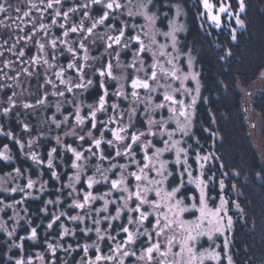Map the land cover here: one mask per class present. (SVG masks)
Wrapping results in <instances>:
<instances>
[{
	"label": "flooded vegetation",
	"instance_id": "af4514ba",
	"mask_svg": "<svg viewBox=\"0 0 264 264\" xmlns=\"http://www.w3.org/2000/svg\"><path fill=\"white\" fill-rule=\"evenodd\" d=\"M110 2L114 4L112 9L106 7ZM209 2L214 5L212 14H218L221 17L219 27L208 18L207 10L203 6V0H151V2H149V0H101L100 3L96 4H94L92 0H60L59 3H56L55 0H32V3H34L36 7H32V3H20L18 5L19 11L12 12L11 20L5 15H0V19H5L6 24L11 25L15 23L20 25L19 27L0 26V131L8 130L15 135H24L27 138L33 137L32 133H27L31 127L21 119L16 120L17 115L28 117V115H31V113L37 108L42 115L43 122L41 123V126H43L44 129L43 142L45 143V166L47 169H50V176L54 182L53 187L45 188L46 190L54 191L52 196H46V198L56 201L59 197V202L57 203L47 204V201L45 202L46 205L56 206L53 211L54 215L52 216V220L55 215H59L62 212L67 213V215L61 216L60 220L56 221L60 225V227L57 228L60 240L67 236L62 234L63 227L74 229L75 222L69 220L68 216L77 214L82 215L87 211V209L69 208V205L72 204V200L75 197L68 196L67 194L71 190H65L63 186L68 180L69 172L74 170L71 166L72 161L74 160V155L67 150L66 146L71 145L72 147L78 148L80 151H85L89 147H93L94 151L103 150L105 155H115L114 148L108 147L106 143L101 145V149H96L91 145L90 138L85 137L88 142H82L76 137L64 135V133L69 131L72 125L76 124L73 104L82 106L81 115L87 116L89 110L86 105L97 103L99 96L103 95V88L99 86L100 73L97 69H101L104 64L108 62V59H111L114 65L113 75L120 77L121 69L115 67L117 52L120 53L119 62L121 64L124 65L126 63V65H128L135 63L136 69L142 70L137 71L128 69V73L123 74L130 77L125 83V90L128 93L127 100L122 97L111 95L118 89L119 82L112 80L110 77L105 78L104 86L108 88L110 94L107 98L108 111L107 113H98L97 121H104L107 119L108 114L116 112L117 119L127 122L128 110L132 107H136L137 113L135 115V124L129 129V133L137 130L139 132H144L145 136L141 138L142 141L150 140L152 144L155 145V148H163L164 137L167 135L166 129H172L174 125L176 126L177 120H184V118L189 115L190 110L191 112L194 111L192 132L187 136V141H185L190 155L185 158V161L191 165L192 172L203 173L202 177L207 182L206 194L209 198L215 200L217 197L219 198L223 196L226 199V202L228 198L229 208L232 209L230 197L231 188L229 187L231 185L230 183H227L230 173L224 169L223 164L220 162V154L216 150L218 134L216 131L208 128V125L199 126L197 124V116L200 112L199 106L202 100L201 96L204 92V87L206 88V91L208 90L205 85L204 64L208 63L209 57L213 59L214 56L219 59H224V57L227 56L231 59L228 31L231 26L228 24L231 23L232 20H235L234 16L230 18V14H238L239 12L231 8L229 0H209ZM9 3L17 4L18 0H9ZM49 3L52 4V7H48ZM116 4H119L120 7H115ZM175 4H179L185 12L186 24L185 30L177 34L175 46H173L171 37L166 36L165 33L168 32L166 28H168L169 25V18L174 13L173 8ZM221 4L229 8V11L220 13L219 8ZM145 8H148L149 13L151 11L156 13L153 25L150 23V20L146 19V16L143 13ZM70 9H73V11H70ZM57 11H59L61 15L57 16ZM23 12H28L29 15L23 16ZM105 12L109 14L108 19L103 25H101L97 22ZM64 13H67V16L63 15ZM129 13H131V15H129ZM33 20H35V23L32 22ZM41 24L47 25L48 27L41 28ZM93 24H96V27L93 28L91 33L87 32L86 29L91 28ZM61 25H63V27H61ZM78 25H83V27L79 28L78 31L74 33L70 31V28ZM113 25H115V27H113ZM132 25H135V27H132ZM155 26L156 29L153 34L152 31ZM120 29H123L125 33L121 40V44L116 45L113 43L112 47L108 48L107 52H105L107 45L112 43L108 38L118 36ZM156 30L158 31L157 34ZM65 31H69L67 37L63 35ZM97 35L102 37V39H96ZM137 35L145 45L146 50L144 52L137 51L140 41L129 39V37H135ZM28 37L32 38L31 41L27 39ZM53 39L57 40V47L55 49H53L50 44V41ZM62 40L71 41L72 43L71 45L68 43L64 44L60 42ZM93 41H95V43H93ZM80 42L85 44L87 54L90 57L87 61L83 59L85 49L79 47ZM124 43H128L130 47L124 49ZM40 44L45 45L43 50H39ZM68 46H72L77 50L78 54L75 56V60L78 66L84 70L83 80H93V86L87 91L82 92L80 89L74 87L76 83H81L83 80L77 79L81 73L75 68H67V64L74 59L73 54L67 51ZM221 50L222 52L219 53ZM21 52H24L25 54L21 56ZM101 53H104L101 60L96 61L91 59V57L100 56ZM108 53H111L110 57L108 56ZM133 54H135V60L133 59ZM37 56L42 58L39 63L33 59ZM190 58H194L195 60L200 79L199 94H196V96L193 87V78L189 75L190 68L188 61ZM44 59L51 63L53 67L48 68L47 64L43 62ZM141 61H143V64H141ZM153 65H155V67H152ZM62 68L63 78L69 81L67 85L60 83V77L56 75V73L60 72ZM25 69H27V71H25ZM93 72H95V75H93ZM152 72L156 73L155 79H152ZM172 72H175L176 75L173 76ZM136 76H139L142 80L147 79L150 84V89H137L139 92L138 99H134L131 95V78H135ZM185 77H187V79H185ZM47 80H51L52 83L48 84L46 82ZM69 87L72 89L70 92L66 91V88ZM61 92L64 93L63 96L53 95V93ZM166 94L171 95L173 99H165ZM149 96L152 100L148 99ZM194 96L196 97V103L193 105L192 98ZM76 97H79V99H76ZM10 98L12 103H9ZM38 100H45L46 103L44 105L38 104ZM61 100H63V103L61 104V107L64 110L63 115L55 111L56 102ZM66 100L70 101V103H65ZM181 101L183 103H180ZM112 103H118L120 108L113 109L111 107ZM151 103L154 105L153 109L148 108V104ZM25 104L32 105L33 107L24 108L23 105ZM158 104L163 105V107L157 108L156 105ZM6 108L11 109L7 114L4 112V109ZM172 109H175L176 111H172ZM120 111H124L125 113L122 118L119 117ZM70 113L73 114L69 115ZM54 115L57 121L62 120L63 116H69V119L67 123H63L57 127L56 122L52 119ZM149 119L154 121L151 125V132L155 133V135L149 134V125L147 123ZM7 121H9V124L11 121L13 123L19 122L20 127L26 134H16L14 131L15 129L6 125ZM25 124H27V128L24 127ZM120 126L122 125L120 124ZM82 127L85 129H91L97 136H99V131L97 130L100 128L99 123L97 124V129H94L91 127L89 119L86 120ZM110 127L115 128L117 125L114 122ZM77 131H79V129H77ZM161 133H163V135H161ZM104 134L107 139H114L111 132L107 129H104ZM57 136L63 138L62 144L57 143ZM6 138L7 137L0 136V146L7 145L9 138ZM17 140L19 141V138ZM35 142L33 143L34 145H36ZM134 147L137 148V159H140L144 155L143 152L139 151V147H142V145H134ZM53 148L57 149L55 153H52V157H54L53 164L55 166L49 168L47 160L49 158V153ZM155 148L150 147L148 155H153ZM211 152H214L215 155ZM16 154L19 153L16 151ZM35 154L39 157V160L31 161L30 163L33 170L36 171L37 165L41 164L39 161H43V159L40 157L38 149H36ZM87 154L88 153L85 151V155ZM209 154H212V159L208 162L196 159L197 155L203 157ZM61 158L64 160L63 164L60 163ZM13 159L12 161H9L0 157V161L7 165L13 162ZM92 160L94 163L96 157H93ZM119 162L125 163L126 158L120 159ZM201 163L204 164L203 169L200 168ZM14 169L17 170L18 168L16 167ZM131 170L134 171L135 166H133ZM53 171L60 174L59 180L51 175ZM21 174L24 175L22 171ZM24 176L29 177L30 175L25 174ZM110 176L112 175L110 174ZM22 179L28 183L26 177L22 176L20 178V187H13L18 190L13 192L11 191L13 188H10L9 193L21 195V197L19 196L17 198V201L33 198L36 205H39V200L42 196L39 189L40 187L28 189L27 183L23 184ZM29 179L33 181L38 180V178L32 176H30ZM62 180H64L63 183H61ZM220 181H223L224 183L223 189L220 188ZM233 185L234 184H232V187L236 189ZM77 187L85 190L88 189L86 182H84L83 185L78 184ZM190 188L193 190L194 195H197L196 189L193 186H190ZM19 189H24V191H20ZM107 189L108 185L101 184L95 185L92 189H88V191H92L96 194L98 192L107 191ZM29 193H31V195H29ZM99 202L100 201L98 200L92 204V209L94 206L97 207ZM21 206L15 207L18 212H20ZM62 207H66V209L62 210ZM49 214L51 213L49 212ZM22 216L23 214H21V218ZM93 217L94 213L92 214L91 219ZM52 220L46 224L48 225ZM89 221L90 218L87 219V224L84 225L85 228L88 226H93V229L95 227H100L101 229L107 228L108 222L106 221L98 226L95 224L91 225ZM112 223L115 225L116 221H113ZM8 224L7 219V231L2 230L5 234L10 231V226ZM38 224L43 231L45 227L42 228L40 221ZM61 225H63V227H61ZM54 226L55 224H53L51 229L47 227L45 234L49 235V238L54 237L53 235H50ZM34 228L37 229V227ZM93 233L96 235L94 231L92 234ZM26 236L25 238H29L31 237V234ZM114 236L117 235L115 234ZM43 238V236L41 237V235H37L36 240L42 241L43 244ZM123 238L124 234L121 233L120 237H117L115 243H119ZM105 239H107V237H105ZM103 241H100V243L96 241L90 242L88 245H92V247L89 248L87 253L82 251V258L84 259L77 264H86L88 258L94 260L95 256L100 253L103 255H109V246L115 247V243L107 239L106 242H108V245H106ZM97 243L100 247V253H97L96 247L94 246ZM48 244L57 246L59 243L51 242ZM45 246L48 249V245L46 244ZM13 247L21 248L22 240L14 242ZM63 248V246L59 245L56 252L63 250ZM73 249L74 247H72L70 251L75 250ZM135 250L137 251V256H139L140 253L138 247ZM174 250L178 251V249ZM48 252L52 256L56 254V252L53 254L49 249ZM45 255L44 248L35 252L34 256L37 258V261L34 264H47ZM41 257H43V259H41ZM20 259L23 258L21 257ZM33 260V258L29 257L26 260V264L32 263ZM132 262L133 259L129 258L128 261H126V264H131ZM55 264L62 263H58L56 260ZM101 264H105V262H101ZM107 264H111V262H107Z\"/></svg>",
	"mask_w": 264,
	"mask_h": 264
},
{
	"label": "snow or ice",
	"instance_id": "6c2138e0",
	"mask_svg": "<svg viewBox=\"0 0 264 264\" xmlns=\"http://www.w3.org/2000/svg\"><path fill=\"white\" fill-rule=\"evenodd\" d=\"M56 3H59L60 0H55ZM94 4L100 3L101 0H92ZM151 2V0H149ZM238 11L239 13H243L245 11V2L244 0H237ZM203 6L207 10L208 18L213 21L218 27L220 25L221 17L218 14H212L214 5L209 2V0H203ZM48 7H52V4L49 3ZM86 7V6H85ZM108 9H112L114 7L113 3H108L106 5ZM115 7H120L119 4H116ZM4 11L2 7H0V12ZM19 11V10H18ZM73 11V9H70ZM229 8L225 7L221 4L219 8L220 13L228 12ZM29 13L25 12V16H28ZM57 16L61 15L59 11L56 13ZM63 15L67 16V13ZM108 13L105 12L99 19L97 23L103 25L105 21L108 19ZM131 15V13H129ZM234 16L236 24L241 27L244 26V21L240 19L239 15L236 13H231L230 18ZM149 19H152L149 17ZM55 23V22H54ZM41 28H45L44 24L40 25ZM63 27V25H61ZM83 27V25H79L76 27L70 28L71 32H77L79 28ZM96 27V24H93L91 28H87L86 31L91 33L93 28ZM115 27V25H113ZM135 27V25H132ZM175 27L172 32L165 33L166 36H171L173 41V46H175L176 36H175ZM233 34L231 36L232 40H236L237 37L235 35V29L232 30ZM69 31H65L63 35L67 37ZM124 30H119V35L115 37H109L108 39L112 41L107 45V48H111L112 44L120 45L121 40L124 37ZM31 41V37L27 38ZM130 40L140 41L138 52H144L146 50L145 45L140 40V37L137 35L135 37H129ZM61 43L67 44V40L60 41ZM95 43V41H93ZM51 47L55 49L57 47V40L53 39L50 41ZM45 47L44 44L39 45V50H43ZM79 47L85 49V55L83 59L87 61L90 57L87 54V49L85 48V44L83 42L79 43ZM130 45L128 43L123 44L124 49H128ZM163 47V46H162ZM67 51L73 54L74 59L72 62L67 64V68H75L78 72L81 73L78 80H83L84 70L81 69L76 60L75 56L78 54L77 50L68 46ZM107 52V51H105ZM25 53L21 52L20 55L23 56ZM102 57L104 53H101ZM108 56H111V53H108ZM120 53H116V68H120L121 71H125L127 69H133L140 71L142 69H136V64L131 63L128 65H123L119 62ZM135 54H133V59L135 60ZM37 63L41 61V57L37 56L33 58ZM91 59H95V57H91ZM44 63L48 61L46 59L43 60ZM143 64V61H141ZM191 59H189V67H191ZM53 67V65H52ZM152 67H155L153 65ZM114 65L111 59H108V62L104 64L101 69H97L100 73L99 77V86L103 88V95H100L97 103L94 105H86L88 108L87 116L81 115L82 106L73 104L75 109L74 115L76 122L84 125L86 120L90 119L91 127L97 129V124L99 123L100 128L97 130L99 133L104 134V129H107L111 132L113 138L117 141V145L123 144V151L121 152L119 146H112L111 141H107L106 144L108 147L114 148L115 155L111 154L105 155L104 151H100V156L103 159H111L112 170L103 175L102 179H97L95 175H83L86 176V184L88 189H92L95 185H108V190L104 192H98L94 194L92 191H85L82 188L77 189V185L82 180V175L78 173H73L70 177H68L67 188L71 189L68 192V196L75 197L72 200V204L69 205V208H79V209H87L84 215H72L68 216L69 220L72 221H85L91 218L92 214L95 213L96 218L92 219V223L95 225H100L103 221H107V228L101 229L100 227L93 228H84L82 231L84 232H95L98 241H103L105 237L108 240L115 241L117 240V236L120 233L124 234V238L120 240L119 243H115V247L109 246V255H103L100 253V247L97 243L94 245L96 247L97 254L95 259L88 258L86 260V264H101V262H111V264H126L129 258H134L133 264H203L205 255H208L209 258L216 260L219 264L221 259L220 253L218 252H208L206 250L205 253H200L198 256L194 244L199 239V237L203 235H207L211 238L213 231L223 233L225 231V226L223 224L215 229L205 230L202 227V224L206 218V216L211 215L213 220H209L208 223L212 224L216 222V218L220 217L223 219L224 217L220 216L221 210L227 211L224 209V205L227 203L223 197H221V206L220 208L215 209V211H207V204L205 203V187L201 186L205 182L201 180H197V186L200 187V197L201 207L199 209L201 215L195 221H187L183 219V215L186 212H190V208L186 206L181 198L178 197V194H181V188L183 187V183L181 182L180 186L174 187L176 184V177L169 170V161L161 159L162 155L165 152L171 150L172 147L176 148V160L175 163L179 164L181 160V154L185 153L186 150L183 148L176 147L179 144V141H173L171 147L169 146L168 141H164L165 146L163 148H155V145L152 144L150 140L142 141V137L145 136L144 132H139L138 130L135 132L129 133V129L132 128L135 124V115L137 113V108L132 107L128 110V124L127 126H120V119H117V113L114 112L112 116L107 121H97L98 113H105L108 111V97L109 90L105 87V78H111L114 81L119 82L118 89L112 93L111 95L122 97L123 99H128V93L125 90V83L130 78L129 76L122 75L120 77H116L113 75ZM27 71V69H25ZM56 75L60 77V83L67 85L69 83L68 80L63 78V68L60 72H57ZM95 75V72H93ZM152 79H155L156 73L152 72ZM172 75L175 76L176 73L172 72ZM193 79L196 78V75L193 73H189ZM187 79V77H185ZM48 84H51V80L46 81ZM93 86V80H83L81 83H76L74 85L75 88L80 89L82 92L87 91L90 87ZM131 87L132 92L131 95L134 99H138L139 92L137 89H150V84L147 79H140L139 76L135 78H131ZM66 91H72V89L66 88ZM197 94H199V83H197L196 88ZM53 95L63 96L64 93H53ZM148 99H151L149 96ZM165 99L172 100L173 97L171 95L165 96ZM9 103H12L11 98L9 99ZM46 103L45 100H38V104L44 105ZM65 103H70V101H65ZM180 103H183L182 101ZM193 105L196 103V97L192 98ZM24 108H31L32 105L25 104ZM111 107L113 109H119L120 105L118 103H112ZM157 108H162L163 105H156ZM98 109V111H97ZM11 111L10 108L4 109L5 114ZM55 111L57 113H61L63 115L62 107H55ZM172 111H176L172 109ZM70 113L69 115H72ZM124 111L119 112V117L124 116ZM53 121L57 122V126H60L64 122L68 121L69 116H63L62 120L57 121L55 115L52 117ZM116 123L117 127H106V125H112ZM149 125V134L155 135V133L151 132V125L154 123L152 119L147 121ZM177 124L180 125V130L184 132L185 125H181L180 121L177 120ZM27 128V124L24 125ZM186 134V133H185ZM7 135V133H6ZM163 135V133H161ZM167 135L169 138L172 137L173 133L168 132ZM79 140L82 142H88L85 139V136H80ZM91 145H93L96 149H101V145L105 143L102 139L90 140ZM142 145L139 147V151L143 152L144 155L137 159V148L134 147ZM23 145H21V148ZM67 150L72 152L74 155V160L72 167L78 168L79 165L76 163L78 161L83 160L85 157V151L95 153L93 147H89L85 151H80L76 147H72L71 145H67ZM155 148V152L153 155H148L149 149ZM8 148L7 145L4 146V151H0V157H3L4 160H8L10 157L6 155ZM57 149L53 148L49 153V158L47 160L49 168H53L55 165L53 164L52 153H55ZM126 158L125 163H120V159ZM32 159L34 161L39 160V157L33 153ZM197 160H201L204 162H208L212 159V154L207 156H199L196 157ZM43 163V161H39ZM135 166V170H131L132 167ZM200 168H204V164H200ZM19 174L20 170H16ZM111 175H115L116 178L112 179ZM203 174V173H202ZM53 177L57 180L60 179V174L56 171L51 173ZM181 176L183 173L180 174ZM34 181L29 179L27 183V188L31 189L34 187ZM220 188H224L223 181H220ZM18 189L13 188L11 191L15 192ZM20 191H24V189H19ZM40 191L44 192L45 188L42 184L40 187ZM80 192H83L82 200L79 199ZM118 194V195H116ZM31 195V193H29ZM102 201V207H98L92 209L91 205L96 201ZM59 202V197L56 201L48 200L47 204H54ZM16 203H20L16 201ZM114 206V215L109 211V207ZM11 207V205H4V208ZM237 208L238 205H236ZM4 208H0V212L4 211ZM196 204L193 203L191 205V209H195ZM43 211H47V208L43 209ZM102 213H108V215H101ZM192 215H195L194 212H191ZM67 215L66 212H62L59 215H55L52 222L47 225L49 229L53 227V224L60 220L61 216ZM113 221H124L120 223L118 226L113 225ZM233 226V220L231 216L227 217V228L230 229ZM63 227V225H61ZM0 228H4L7 231L5 224L0 223ZM113 230L117 232V236H112L109 233V230ZM63 235H75V229H68L67 227H63ZM7 235L9 237L14 236V232L8 231ZM31 239L35 240L37 238V229H31ZM23 239V238H21ZM225 248L228 247V240L225 238ZM80 247L85 253L88 252L89 248L92 245H77ZM138 247L139 256H137V251L135 250ZM72 246L69 245V249ZM48 249L54 254L56 252L57 246L52 244H48ZM174 249H178L174 250ZM74 250V249H73ZM43 259V257H41ZM227 264H233L232 256L228 255L226 257ZM83 260V258H82ZM16 264H26L24 259H19L16 261Z\"/></svg>",
	"mask_w": 264,
	"mask_h": 264
},
{
	"label": "trees",
	"instance_id": "16d2710c",
	"mask_svg": "<svg viewBox=\"0 0 264 264\" xmlns=\"http://www.w3.org/2000/svg\"><path fill=\"white\" fill-rule=\"evenodd\" d=\"M244 2L245 11L238 13L240 19L244 21V26L236 24L235 20L228 24L231 26L228 29L231 59L227 56L224 59L214 56L213 59L209 57L208 63L204 64L205 85L208 90L206 91L204 87L197 124L199 126L208 125V128L217 132L216 150L220 154V162L224 169L230 173L227 183H230L231 189L232 184H235L236 190L239 191L236 203L242 209L244 216L243 221L239 218L234 223L231 237L230 249L235 264H264V163L254 149L248 130L249 123L245 117L247 101L245 88L253 85L252 83L264 68V0H244ZM229 3L231 8L238 11L237 0H229ZM233 29H235L236 40L231 39ZM221 52L222 50L219 51ZM251 106L262 117L260 128L264 149V89L256 93ZM36 110L28 117L17 115L16 120L21 119L31 127L27 133H32L43 163L37 165L36 172L31 166V161L16 154L14 161L8 165L0 161V173L17 167L24 174L36 177L40 181L44 180L49 187H53L54 182L50 176V169L45 166L44 129L41 126L43 119L38 108ZM6 125L15 129L16 134H26L19 122L11 121L9 124L7 121ZM22 181L23 184L27 183L24 179ZM63 182L64 180L61 181ZM53 193L52 190H45L39 200V205H36L33 198L18 200L20 203H16L21 195L13 193L6 195L0 192V208L3 206L2 198L11 205L4 214L5 218L8 217L10 231L14 232V236L9 237L0 230V264H16L21 257L25 258V261L29 257L33 258V262L29 264H34L37 261L34 253L43 248L47 264H55L56 260L62 264H77L83 261V250L77 245H88L94 241L100 243L94 233L87 235L82 231L85 228L83 223L75 222L76 234L67 235L61 240L58 237L57 228L60 227L58 222L54 223L55 226L50 234L54 236L53 238L45 234L46 223L52 220L53 211L56 208V206L46 205L45 201L49 200L46 196H52ZM19 206L21 208L18 213L15 207ZM45 208H47L46 212L43 211ZM61 209L65 210L66 207ZM16 213L19 216L14 217ZM21 214H23L22 218ZM39 221L42 228L45 227L43 231L39 227ZM122 222L124 221H116L114 227ZM34 227H37V235L44 237L43 244L42 241L33 240L30 237L25 238L26 235L31 234V229ZM109 233L112 236L117 235V232L111 229ZM120 235L121 233L117 237ZM20 240H22L21 248L23 249L13 247V243ZM106 241L107 239L103 243L108 245ZM51 242L59 243L64 247L63 250L56 252L55 257L49 254L45 246ZM69 245L75 250L70 251Z\"/></svg>",
	"mask_w": 264,
	"mask_h": 264
},
{
	"label": "rangeland",
	"instance_id": "374dc122",
	"mask_svg": "<svg viewBox=\"0 0 264 264\" xmlns=\"http://www.w3.org/2000/svg\"><path fill=\"white\" fill-rule=\"evenodd\" d=\"M173 12H174L173 15H171V17L169 18V22H168L169 25H168V28H166V30H168V32H172L173 28L175 27V29H176L175 30V36H177V34L179 32L181 33L185 30V24H186L185 12L183 11L182 7L179 4H175V6L173 8ZM143 13L146 16V19L150 20V23H152V25H153L154 19L156 17V13L152 12V11L149 13L148 8H145ZM149 17H151L152 19H149ZM155 29H156V26L154 27V29L152 31L153 34H154ZM157 33H158V31L156 30V34ZM190 59H191L192 64H191V67H189L190 68L189 73H193L196 75V78L193 79V87H194V92H195V96H196V94H197V92H196L197 83L200 84V79L198 76L197 65L195 63V60H194V58H190ZM124 65H126V63ZM188 65H189V61H188ZM127 73H128V69L123 71V72L121 71L120 76L123 74H127ZM252 84L253 85L245 88L246 89V95H247V101L245 103V117H247V121L249 123L248 130H249V134H250V139H252L254 149L259 153V159L264 163V149L262 146L261 128H260L261 123H262V117H260L259 113L257 111H255V109L251 106V102L255 98L256 93H258L262 89H264V68L260 71V74L258 75V77L255 79V81ZM153 106L154 105L152 103L148 104V108H150V109H153ZM191 113H192L191 124H193L194 111H192ZM188 121H189V115L186 118H184V120L180 121L181 125L186 126L184 132H182L180 130V125L176 124V126L174 125L172 129H170V130L166 129L167 133L168 132L173 133L172 137L169 138L168 135H166L164 137V139H165L164 141H168L170 147H171L173 141H179V144L176 147L183 148L186 150L185 153L181 154L180 163L179 164L175 163V160H176V148L175 147H172L170 151L165 152L162 155L161 159L170 162L168 165L169 170L176 177V184L173 186L174 187L180 186L181 182L183 183V187L181 188L182 195L178 194V197L181 198L183 200L184 204L186 206H188L191 210L190 212L184 213L183 219H185L187 221H195L201 215V213L199 211V209L201 207V201L199 200L200 187L197 186V183H196L197 180H201V181L205 182L201 186L205 187V203L207 204V211H209V212L215 211V209L220 208L221 197H219V198L217 197V199L211 200L209 198V196L206 194V183H207L206 180H204V178L202 177V174L200 172H197V173L192 172L191 165H189L185 161V158L188 157V155H190V152H188V146L186 145L185 141H187V136L192 132L191 131L192 127H191V129H188V127H187ZM6 133H7V135H6ZM0 136L9 138V141L7 143L8 150L6 152V155H8L10 157L8 159L9 161H12V159L16 155V151L21 156H23L25 159H28L29 161H34L32 159V154L35 153L36 149H38V148L33 143L29 144V141L34 140V137H28L27 138L24 135H15V134H12L11 132H9L8 130L7 131L1 130ZM18 138H19V141L17 140ZM21 145H23L22 148H21ZM164 146H165V144H164ZM0 148H1L0 151L1 150L4 151V146H0ZM211 153L214 154V152H211ZM74 171H75V169L71 170L69 172V177L74 173ZM181 173H183L182 176L180 175ZM91 174H92V170L89 169L87 172V175H91ZM234 174L236 175V172H234ZM24 175L21 174V171L18 174L16 169L9 170L8 172L0 173V192H3L6 195H8L10 188L17 187V186L20 187V182H21L20 178L22 176L26 177L27 181L29 180V177L24 176ZM110 177L112 179L116 178L115 175H112ZM85 180H86V176L82 175V180H81V183H79V184L83 185ZM34 182H35L34 183L35 188L41 187L42 183H44L43 184L44 188L49 187V185L44 180L40 181L38 179ZM67 184H68V180L65 182V185L63 186L64 189L65 190H71V189L66 187ZM189 185L193 186L196 189L197 195L196 194L194 195V192L190 188ZM233 186H235V184ZM77 189L79 190L80 188L77 187ZM83 190H85V189H83ZM85 191H88V189H86ZM189 193H191V194H189ZM238 193H239V191H237L236 189H234V187H232L231 192H230L232 209L229 208V205H228L229 200L227 198V204L224 205V209H226L227 211H224L222 209L221 213H220V216L224 217L223 219H221L220 217H217L216 222L209 224L208 221L213 220V217L211 215L206 216V218L202 224V227L206 231L209 229H215L216 227H219L220 225H218V224H223L225 226V231L223 233L213 231L211 238H209L207 235H203V236L199 237V239L194 244V248H195V251H196L198 256L200 255V253H205L206 250L208 252H218V253H220V256H221L219 264H227L226 257L228 255L232 256L233 264H235V259L233 257L232 250L230 249V246L232 243L231 235H232V231H233L234 227L232 226L230 229H228L226 226H227V217L228 216L232 217L233 224L239 218L243 221L244 215H243L242 209L240 208V206H239V208L236 207V197H238V195H239ZM41 194H42V192H41ZM80 195L81 196L79 197V199L82 200L83 192H80ZM116 195H118V194H116ZM224 200L226 201L225 198H224ZM1 203L3 204V206L1 208H4V205H8L3 198H2ZM102 203L103 202L100 201L97 204V207L94 206L93 209L98 208V207H102ZM193 203L196 204L195 209H191V205ZM8 209H9V207L4 208V211L0 212V223L5 224V227H6L7 219L5 218L4 213ZM109 211L114 215V206H110ZM191 212H194L195 215H192ZM82 215H84V214H82ZM101 215H108V213H102ZM16 216H19V214L16 213L14 217H16ZM95 218H96V216L94 213V217L92 219H95ZM92 219L90 218V221H89L91 225H93ZM74 222H81L84 225L87 224L86 223L87 220H85V221H74ZM87 228H93V226H88ZM0 230H5V229L0 228ZM70 230H72V229L70 228ZM90 233H92V232H88L87 234H90ZM225 238H227V240H228V247L227 248H225V243H224ZM132 259L134 260V258H132ZM131 264H133V262ZM203 264H218V262L216 260L209 258L208 255H205Z\"/></svg>",
	"mask_w": 264,
	"mask_h": 264
},
{
	"label": "clouds",
	"instance_id": "9594fccd",
	"mask_svg": "<svg viewBox=\"0 0 264 264\" xmlns=\"http://www.w3.org/2000/svg\"><path fill=\"white\" fill-rule=\"evenodd\" d=\"M20 3L29 4V3H32V0H18L17 4H10L9 0H0V7H2L4 9V11L0 12V15H5V16H7L8 19L11 20L12 19V12L13 11L18 12V10H19L18 5ZM32 7H36V5L34 3H32ZM22 15L25 16V12H23ZM32 22L35 23V20H33ZM0 26L19 27L20 25L15 24V23L9 25V24H6L5 19H0ZM44 26H45V28L48 27L47 25H44ZM96 39H102V37L97 35ZM71 43H72L71 41H68L69 45H71ZM105 51H107V49H105ZM101 58H102V54L100 56H96L95 59H93V60L99 61V60H101ZM46 64H47L48 68H52L51 63L47 62ZM76 99H79V97H76ZM62 103H63V100L56 102L55 107H57V108L61 107ZM88 105H94V104H88ZM190 108H191V106H190ZM97 111H98V109H97ZM105 113H107V111ZM191 115H192V113L190 110L189 111V121L187 124L188 129H191V127H192ZM111 116H112V114H108L107 119L104 121H107ZM64 123H67V121ZM120 123L122 126H127L128 121L125 122V121L121 120ZM56 124H57V122H56ZM82 126H83L82 124L76 122V124L72 125L70 127V130L66 131L64 133V135H71V136L76 137L77 139H79L80 136H85V137L90 138L93 141L99 138V139H102L103 141H105V143L110 140L112 146H119L121 152L123 151V144L117 145V141L115 139H107L105 134H103V133H99V136H97L91 129H85ZM57 127H59V126H57ZM106 127H110V125H106ZM77 129H79V131H77ZM56 139H57L58 144L63 143V138L61 136H57ZM34 142H35L34 140H30L29 144H32ZM93 157H96V160L94 163L92 160ZM52 159H54V157H52ZM105 162H107V163H105ZM60 163L61 164L64 163L63 158L60 159ZM76 163L79 165V167L74 168L75 169L74 173H78L80 175H87L88 170L91 169L92 170L91 175H95V177L97 179H102L103 175L108 174L112 170L113 161L111 159L101 158L100 151H96L95 153L88 152V154L85 155L83 160L78 161ZM72 164H73V161H72ZM238 207H239V205H238ZM17 219H19V217H17ZM57 247H59V244H57Z\"/></svg>",
	"mask_w": 264,
	"mask_h": 264
}]
</instances>
